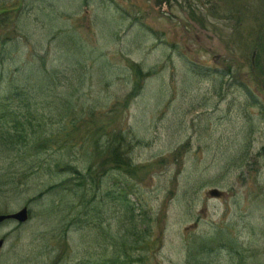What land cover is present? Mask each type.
<instances>
[{"label":"rangeland","instance_id":"1","mask_svg":"<svg viewBox=\"0 0 264 264\" xmlns=\"http://www.w3.org/2000/svg\"><path fill=\"white\" fill-rule=\"evenodd\" d=\"M25 207L0 264H264V0H0V215Z\"/></svg>","mask_w":264,"mask_h":264},{"label":"trees","instance_id":"2","mask_svg":"<svg viewBox=\"0 0 264 264\" xmlns=\"http://www.w3.org/2000/svg\"><path fill=\"white\" fill-rule=\"evenodd\" d=\"M159 1H160V3L162 2V3H166V4L170 5V4H172L173 1H178V0H159ZM188 4H189L188 6L192 8L191 2H189ZM195 16H196V14L194 13V17ZM29 104H30V102H27V105H29ZM30 110H32V109L30 108ZM10 113L14 116V120H15V128L14 129L17 130V134H20L22 136L27 134L26 131L29 132L30 131L29 129L32 128V120H31V122H29L30 119L28 117H23V115L21 114V111L18 109L12 110ZM66 168L69 171L73 170L74 172L77 173V170H74L73 166H67L66 165Z\"/></svg>","mask_w":264,"mask_h":264},{"label":"water","instance_id":"3","mask_svg":"<svg viewBox=\"0 0 264 264\" xmlns=\"http://www.w3.org/2000/svg\"><path fill=\"white\" fill-rule=\"evenodd\" d=\"M210 196L211 197H221V192L218 189H213L212 191H210ZM10 219H14L18 222H26L29 219L28 216V209L24 208L22 210H20V212L15 213V214H10V215H0V223L10 220ZM4 240L0 241V247L3 245Z\"/></svg>","mask_w":264,"mask_h":264}]
</instances>
